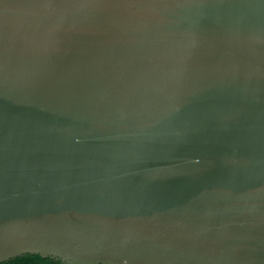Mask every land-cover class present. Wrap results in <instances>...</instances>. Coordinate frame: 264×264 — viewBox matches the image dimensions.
I'll return each instance as SVG.
<instances>
[{"label":"water","instance_id":"1","mask_svg":"<svg viewBox=\"0 0 264 264\" xmlns=\"http://www.w3.org/2000/svg\"><path fill=\"white\" fill-rule=\"evenodd\" d=\"M264 264V0H0V264Z\"/></svg>","mask_w":264,"mask_h":264},{"label":"trees","instance_id":"2","mask_svg":"<svg viewBox=\"0 0 264 264\" xmlns=\"http://www.w3.org/2000/svg\"><path fill=\"white\" fill-rule=\"evenodd\" d=\"M2 264H60L52 259H43L40 256H23Z\"/></svg>","mask_w":264,"mask_h":264}]
</instances>
